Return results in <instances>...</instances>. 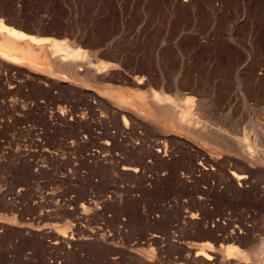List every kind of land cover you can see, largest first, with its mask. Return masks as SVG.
Segmentation results:
<instances>
[{
  "label": "rangeland",
  "instance_id": "374dc122",
  "mask_svg": "<svg viewBox=\"0 0 264 264\" xmlns=\"http://www.w3.org/2000/svg\"><path fill=\"white\" fill-rule=\"evenodd\" d=\"M0 19L64 58L0 62V264H264V0Z\"/></svg>",
  "mask_w": 264,
  "mask_h": 264
},
{
  "label": "bare ground",
  "instance_id": "6f19581e",
  "mask_svg": "<svg viewBox=\"0 0 264 264\" xmlns=\"http://www.w3.org/2000/svg\"><path fill=\"white\" fill-rule=\"evenodd\" d=\"M6 23L7 22L4 23V21L2 19H0V62L1 61L2 62L4 61V62L12 63V64H15V65L16 64H18V65L20 64V66H21V64H23V65L24 64L25 65L26 64L27 65L28 64L29 65L31 64L30 66L31 67H32V65L35 66L34 67L35 69H36V67H41V66H44L45 64L46 65H49L50 62L47 64V62H48V53L49 52H47V50H46L48 47L46 49H44L46 47V46L44 47V45H47V44H48V46L49 45L52 46L49 51H51V55L53 56V58H56V57H59V56H60L59 57L60 59L62 58L63 55H61L60 53L63 51V49L57 44L56 41H53V40L48 39V38H40L38 36H33V35L25 34L24 32H21L20 30H17L15 28H12V27L8 26ZM62 59L64 60V58H62ZM52 62H56V61H52ZM60 62H63V61H60ZM49 66H51V64ZM185 119L186 118H184V120ZM184 120H181V121H183V122L186 123V120L187 119L185 121ZM188 122H189V120L187 121V123ZM192 122H193V120H192ZM247 148H249V146H247ZM249 153H250V151H249ZM127 170L136 171L135 169H132V168H128ZM234 177L238 181H240V180L242 181V180H244L246 178L245 176L243 177V176H239V175L238 176H234ZM63 231H65V229ZM235 237L236 236L230 235V236H228L227 240L228 241H234ZM204 246L205 245H203V247ZM201 249L202 248H200V250ZM234 249H236V248H234V246L227 248L228 254L225 257L228 258V260L232 256V252H233ZM201 252H204V251H201ZM200 256H202L203 258H205L204 259V262L207 260L206 262H208L210 264H211L212 261L214 262V260L217 259L216 256L213 257V256H208V255H203V254L197 255L196 258H198ZM198 259H196V260H198ZM223 259H225V258H223ZM202 260L203 259H201L200 261H202ZM217 260H219V259H217Z\"/></svg>",
  "mask_w": 264,
  "mask_h": 264
}]
</instances>
